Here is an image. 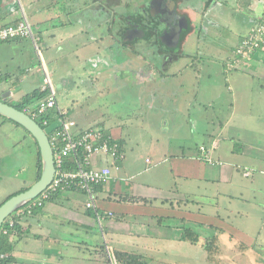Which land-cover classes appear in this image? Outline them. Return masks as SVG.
<instances>
[{"label": "crops", "instance_id": "0c3cea01", "mask_svg": "<svg viewBox=\"0 0 264 264\" xmlns=\"http://www.w3.org/2000/svg\"><path fill=\"white\" fill-rule=\"evenodd\" d=\"M11 1L0 0L1 26L21 21L23 14L29 17V21L36 17L38 12L35 10L38 7L34 8L36 0H16L18 7L8 6V10L4 12L5 5L7 6ZM217 2L219 1L214 3V7ZM260 3L261 9L255 11L256 18L264 16L262 12L264 3L263 1ZM248 9L252 11L254 8L250 6ZM253 18L254 16L250 18V22H255ZM203 21L201 23L203 22L204 30L200 28L201 25L194 26L188 33V39L186 38L181 44V47L185 46L189 39L196 44L198 52H196L197 49L192 52L195 53V57H192L193 54L190 53L185 56L187 59H193V63L202 56L213 60L212 53L203 52L214 47L217 51L221 50L216 54L223 56L219 60L223 63L231 56L234 47L251 27L246 28L245 25L244 33L233 32L234 37L225 39L221 41L222 44L217 45L207 42L204 37L208 29V24L205 25V23L213 22V20H207L205 17ZM33 32L37 35L34 27ZM39 35L38 41L43 42L42 35ZM24 40L33 42L31 38H17L0 43L8 44V51L14 43ZM45 47L44 51L47 52L48 47ZM221 52L224 54L221 55ZM36 53L38 54L37 51ZM182 57L181 55L180 59L172 60L177 62L175 66L179 64L178 69L176 68V76L186 75L191 70H195L190 66L187 67L186 63L182 65L181 62L185 60ZM11 59V61L7 59L8 62L4 64L5 61L0 57V78H6L0 83V98H5L7 102H16L35 89L16 99L31 68L42 73V78L38 80L41 85L42 64L45 63L48 71L49 69L47 62L41 57L40 65L32 64L31 66H22L24 62L22 56L17 60L14 57ZM49 62H51L50 59ZM214 64L217 66L215 59ZM198 66L199 63L197 69ZM239 66L240 68L227 75V81L229 80L227 86L226 83L224 84L223 70L216 73V68L213 67V69L211 66L209 73L206 71L195 76L194 80L203 83L200 87L204 86L206 80L211 79H214L212 82L215 84L222 82L226 86L221 92H214L208 88L201 92L203 99L209 98L204 101H208L211 111H202L205 108L203 104L200 105L201 102L204 103L203 101L197 106H192L195 111L200 107L192 121V126L195 127L193 132L196 133L197 130L202 137L199 143L188 142L186 147L185 144H178L176 150L171 151L163 150L161 146L154 144V141L145 145L141 135L136 139L137 144L147 146L146 154L150 155L145 157V162L149 166L142 171L140 169L137 171V167L139 165L141 168L139 161L143 154L140 152L132 154V146L131 150H126L124 136L128 137V135L127 132L123 133L119 125L106 127L103 123L105 119L100 117L96 123L82 127L104 129L118 140L124 154L117 169L113 171V178L94 188L98 217L93 210L86 207L88 197L79 189L54 195L43 206L32 208L31 213L25 212L19 217H14L13 222L21 223L22 233L18 237L9 235L8 241L13 245L10 255L14 259L12 264H112V261L113 264H122L116 258L117 252L137 255L142 259L141 264H180L179 258L176 260L172 258L171 253L174 252L198 253L201 251L204 258L209 260L213 257V255L209 256L210 251L197 245L200 238L203 239L204 236H216L215 243L219 244L220 248L217 251L212 248L211 251L224 254L221 264H225L228 260L224 252L228 250H225L224 244H220L229 236L243 241V238L246 239L247 232L244 231V225L236 220L227 222L221 214L213 213L218 211V205L210 200L203 201V197L209 196L210 199L218 195V190L225 189V177L230 165L248 163L264 167V46L255 52L251 62H242ZM189 79L191 80V77ZM40 84L37 88L41 86ZM198 92L200 93V90ZM177 99L174 101L179 105ZM160 109L163 107L161 106ZM172 109V113L183 114L180 106L173 104ZM176 116L175 114L169 117L165 124L171 125ZM131 118L133 117L127 120ZM147 127H151L150 122H147ZM201 144L205 146V152L199 150ZM151 155L155 156L154 161ZM231 156L235 158L237 156L243 161L228 159ZM208 159H212L213 163L207 161ZM38 163L39 156H37L35 181H37L39 170ZM148 170L151 171L149 176L141 175ZM120 172L122 174H119ZM221 184L224 186H220ZM82 194L83 200L78 198ZM221 198L225 197L221 196ZM233 215L241 219L243 213L236 211ZM7 225H9L8 222ZM182 235H185V239H182ZM194 239L197 240L194 242ZM207 263L203 262V264Z\"/></svg>", "mask_w": 264, "mask_h": 264}, {"label": "rangeland", "instance_id": "374dc122", "mask_svg": "<svg viewBox=\"0 0 264 264\" xmlns=\"http://www.w3.org/2000/svg\"><path fill=\"white\" fill-rule=\"evenodd\" d=\"M215 1L219 2H217V5L215 4L214 7L213 2ZM261 1L264 3V0H214L212 3L209 2V5L212 4L211 8H209L204 15L202 11L206 9L202 5L203 1L200 2L199 0L197 2V8L195 9L197 18L194 26L201 25L200 28L204 30V25L202 23L205 17L207 20H213V22L205 23V25L208 24V29H206L204 37H206L209 43L211 42L217 45L222 44L221 41L225 39L228 40L230 37L235 36L233 32L244 33V29L253 26L255 23L259 22V20L260 23H264V16L257 17L258 19H256L255 13L256 10L259 11L261 9ZM204 3H206V0ZM249 5L254 8L252 11L248 9ZM8 6L10 8H15L18 7V4L16 0H12L7 6L5 5L4 12L8 10ZM45 6L41 14H38L34 19L31 18L30 22L33 24V27L35 25L34 23H36L37 26V22L42 19V21H45L49 18H55L58 15L55 12L51 15L47 13ZM35 7L37 6L34 5V8ZM244 10H246V12H244ZM47 11H49L48 8ZM27 12H29V10H27ZM189 13L195 18L194 12ZM251 14L254 16L253 19H256L255 22H250V18L252 17L250 16ZM23 15V17L27 18L25 14ZM59 16L61 19L64 17L63 14ZM88 17L89 15H86L84 19L86 20ZM27 19L29 21V17ZM32 21L34 23H32ZM201 21L203 22L201 23ZM245 25L246 28H244ZM64 33L65 31L62 32L60 30L58 32L57 29L50 30L45 28L42 30L41 34V37H43L41 40H43V42L38 41L40 35L39 31H37V35L34 34L35 38H31L33 42H31V40H24L17 44L14 43V45L9 47L8 51V44L0 43V57L5 61V64L8 62L7 59L11 61V58L14 57L17 60L22 56L24 58L22 66H31L32 64L40 65V57L41 59L43 58V60L47 62L49 69L47 72L51 75L55 84L57 98L60 104L68 108L71 116L75 118L79 127H84L91 123L94 124L96 121L100 120V117H103L105 119L103 123L106 127L117 124L123 130V133L127 132L126 134L128 137L124 136L126 150H131L132 146V154H134V152L143 154L139 161L141 168L138 165L137 171L139 169L142 171L148 168L149 164L145 162V157L150 156L146 154L147 146L136 143V139L140 137V135L144 143H146L145 145L154 141V144L158 145V147L161 146L163 150L167 149L171 151H175L178 144H185L186 147L188 142L196 144L201 141L202 137L197 130L196 133L193 132L195 127L192 126L193 118L195 117L196 111L200 110V107L198 109L196 108L197 110L195 111V108H192V102L195 101L196 104H199L203 101L204 103L202 104L207 107L208 101H204V99L209 98L203 99L201 92L207 88L214 92H221L226 86H224L225 82L224 84H222V82L221 84H215L212 82L214 79H211L206 80L204 86L200 87V85H203V83H201L202 81L200 84L198 80L194 79L198 73L203 74L206 71V73H209L210 66L216 68V73L223 70V65L219 61L223 56L220 57V55L216 54L221 50L217 51V48L214 47L203 52L212 53L217 66L214 64V59L211 60L209 58H203L202 56L195 62L198 64L199 61V68H194V60L185 57L189 53L193 54L192 52L197 49L196 44L192 43L191 39H189L187 44L185 43V46H182L178 52L179 54L181 53L183 56L182 58L186 60V62H184L185 60L181 62L182 65L186 63L187 67L190 66L195 70L197 69L198 72L191 70L192 72L190 71V73L186 75H175L177 74L176 68L178 69L179 66V64L175 66L177 62H172L167 68L162 70V73H158L156 69L152 68L151 70L150 67H147L148 62L142 61L141 58L138 59L128 56L125 53L119 54V58L117 59H120L119 64H117L120 68L116 70L113 68L114 70H111L104 62L103 56L97 52L96 47H98V44L96 45L94 40L84 39L87 41L84 45V40L80 39V37L77 38L78 35L73 33L74 39L67 42L63 39L65 43H61L59 40L63 37L62 35ZM91 33H93V31ZM198 33L201 35L200 32ZM52 34H55V37L59 34L57 37L59 40L51 41L49 35ZM36 39L39 46L38 51L34 47V41ZM45 46L48 47L47 52L44 51L46 49ZM198 47L202 48L203 46ZM220 47L222 46L220 45ZM36 51L40 56H38ZM196 52H198V49ZM203 53H201V55ZM194 54L192 57H195ZM223 54L224 52H221V55ZM88 55H98V57L102 59V62H95L93 60L91 61V58H84ZM127 58L130 59L127 61ZM49 59L51 62H49ZM89 59L90 61H88ZM93 62L95 63L93 64ZM153 70L157 73L153 72ZM29 73L28 78L25 79L22 85L23 88H21L16 95L17 100L20 96L24 95V93L29 92L33 88L36 89L40 84L38 80L40 77L42 78V73L37 72L33 67ZM156 77L161 78L159 79ZM189 77H191V80ZM59 84L61 85L60 88L58 87ZM199 90L200 93L198 92ZM175 98H178L177 102L179 105L174 101ZM18 101H12L11 104L15 106L19 103ZM173 104L177 107L180 106L183 114L172 113ZM161 106L163 109H160ZM190 107L191 109L188 110ZM208 111H211L210 107H208ZM175 114L177 115L176 119L171 123L169 131L164 130L162 126L160 127V124H163L165 120ZM2 117L3 116H0V205L11 196L33 185L36 179L38 156V147L33 137L22 126ZM129 117L133 118L127 120ZM161 119L164 121L160 122ZM147 122H150V128L147 127ZM249 126L258 127L256 125ZM47 129L48 127H46V130ZM204 147L205 146L202 144L199 145V150L202 151ZM151 156L154 161L155 156ZM228 159L243 161L237 158V156L236 158L231 156V158ZM127 164L126 166L128 167ZM115 170L116 169L113 168V171ZM150 170L141 175L149 176L151 174ZM261 170L264 171V167H262ZM261 170L254 173L256 180L259 181L255 182L256 185H254L253 196L252 193L244 192L243 198L245 200H234L236 204L233 203L227 207L242 212L243 216H241V219L236 218L230 211L223 210L222 207L218 209L217 212H213L221 214L227 222L228 220H236L243 224L244 231L247 232L246 239L243 238V241L240 238L229 236L226 238V241L220 244H224L225 250H228L224 252L227 254L226 259L228 260L225 264H264V173L261 172ZM119 174H122V172ZM237 174V177L233 178L235 186L230 188V191L235 194L243 192L244 190L239 189V186H245L244 184L251 180V178L249 180L241 178V176H246L247 174V171L243 170V168L240 169V174ZM82 197H84L83 194L78 196L79 199L83 200ZM208 197L209 196H204L203 201L210 200L212 203L216 202L214 197L210 199ZM260 215L263 218L261 223L259 219ZM258 228V233L255 236V232ZM215 242L216 236H204L203 239L200 238L199 242H197V245L210 251L209 256L213 255L209 260L204 258L201 251L198 253L174 252L171 253V256L175 260L179 258L180 264H203L205 261L208 262L207 264H221L224 254L212 253L211 251L212 248H215V251L220 248L219 244ZM169 251H171V249H169Z\"/></svg>", "mask_w": 264, "mask_h": 264}, {"label": "flooded vegetation", "instance_id": "af4514ba", "mask_svg": "<svg viewBox=\"0 0 264 264\" xmlns=\"http://www.w3.org/2000/svg\"><path fill=\"white\" fill-rule=\"evenodd\" d=\"M198 1L36 0L34 2L38 7H35L38 11L36 16L43 12L45 4L47 13L51 15L55 12L58 15L45 21L40 20L37 26L34 23V29L39 31V34H42L45 28L57 29L58 32L65 31L60 40L57 38L59 34L56 37L55 34L49 35L51 41L58 39L61 43H65L63 39L66 42L74 39L73 33L78 35L77 38L94 40L96 45L98 44L97 52L103 56L104 62L111 70L120 68L117 65L120 59H117L119 54L125 53L131 57L141 58L142 61L148 62L147 67L151 70L153 68L162 73L173 59L180 57L181 53L179 54L178 50L182 48L181 44L186 40L188 33L193 30L196 20L189 12L197 13L195 9ZM202 1L206 9L202 11L204 13L211 8L212 4L209 5V2L212 3L214 0H206V3L205 0H200ZM60 14L64 15L62 19ZM86 15L89 17L85 20ZM85 40L84 45L87 42ZM84 58L102 62L98 55H88ZM129 59L127 58V61Z\"/></svg>", "mask_w": 264, "mask_h": 264}, {"label": "built area", "instance_id": "2783aa9c", "mask_svg": "<svg viewBox=\"0 0 264 264\" xmlns=\"http://www.w3.org/2000/svg\"><path fill=\"white\" fill-rule=\"evenodd\" d=\"M17 38H35L33 26L25 17L15 24L0 25V42ZM34 42L38 51L37 39ZM263 46L264 23L257 22L234 48V57L228 61V68L232 69L241 60L251 58ZM41 70L44 75L39 89L46 92V96L26 105L23 111L45 131L53 153L55 174L38 197L5 220L10 226L14 224V217L25 212L31 213L32 208L43 206L53 195L74 189L85 193L88 197L86 207L98 217L94 188L113 178V168L117 169L119 161L124 157L121 144L110 133L99 127L78 126L68 108L60 104L45 63ZM202 152H205V147ZM207 161L212 163V159ZM3 232L6 233L7 229H3ZM0 257L3 259L6 255Z\"/></svg>", "mask_w": 264, "mask_h": 264}, {"label": "water", "instance_id": "95a60500", "mask_svg": "<svg viewBox=\"0 0 264 264\" xmlns=\"http://www.w3.org/2000/svg\"><path fill=\"white\" fill-rule=\"evenodd\" d=\"M262 12L264 13V9ZM153 72L155 71L153 70ZM158 78L160 79L161 77H158ZM58 87L60 88L61 85L59 84ZM189 109H191V107ZM0 115L22 126L35 139L38 149H39L40 158H41V174H40L39 179L35 181L33 185L30 186L28 189L11 196L10 198H8L6 201H4L0 205V230H1L2 224L8 217H10L14 212L19 210L23 206H25L30 201L34 200L36 197L39 196V194L43 190L46 189V187L50 184L55 174V163H54L53 153L50 147L48 137L45 131L43 130V128L40 126V124L37 121H35L26 112L19 110L15 108L14 106L10 105L6 101L5 98L3 99L0 98ZM161 121H164V120L161 119L160 122ZM165 123H166V120L163 122V124H160V125H163L162 127L164 130L169 131L170 130L169 127L171 125H166ZM229 168L230 169L227 171V175L225 177V189L220 190V191L218 190L219 193L217 196H214V199L216 200L215 203L218 205L219 209H221L222 207L223 210H227V211L233 212V214H236V211L233 208H227V207L230 204L235 203L234 200H239V201L245 200L243 198L244 192L252 193V196H253L254 185H256L255 182L259 181V180H256L254 173L260 171L261 167L256 164L250 165L247 163L243 165H238L236 163V164L230 165ZM242 168L243 170L247 171V174L246 176H241V178L247 179V180L251 178V180L246 182L244 184L245 186H239V189L244 190L243 192L235 194L232 191H230V188L235 186V181L233 178L237 177L238 175L237 173L240 174V169ZM261 172L264 173L263 170H261ZM220 186H224V185L221 184ZM221 196L225 198H221ZM259 219L261 223L262 222L261 220L263 219L261 215L259 216ZM258 230L259 228L255 232V236L258 233Z\"/></svg>", "mask_w": 264, "mask_h": 264}, {"label": "trees", "instance_id": "16d2710c", "mask_svg": "<svg viewBox=\"0 0 264 264\" xmlns=\"http://www.w3.org/2000/svg\"><path fill=\"white\" fill-rule=\"evenodd\" d=\"M260 22V20H259ZM241 41V40H240ZM239 41V42H240ZM239 44V43H238ZM237 44V45H238ZM236 47V46H235ZM234 47V48H235ZM234 50V49H233ZM231 52V56L229 58H227L223 63V76H224V81L226 83V86L228 85V82L229 80L227 81V75L229 74V72H232L238 68H240V64H242V62H251V59L253 57V54L251 56V58L249 59H245V60H241V62L238 63V65L236 67H233L232 69H229L228 66H227V63L229 60L233 59L234 57V52ZM232 61V60H231ZM199 63V61H198ZM194 65V68H197V63H193ZM197 70V69H196ZM6 78H0V83L2 81H4ZM46 96V92H42L40 91L39 88L37 89H34L32 93L30 94H26L24 95L21 99H20V102L17 104V105H13L11 104L12 102H9L10 105L14 106L15 108L19 109V110H24L25 106L36 101L37 99H40L42 97ZM193 106L197 104L195 103V101H193ZM202 105V102L201 104ZM205 108L202 110V111H206L208 110V106L206 107L205 105H203ZM207 108V109H206ZM201 109H202V106H201ZM212 110V109H211ZM1 116V115H0ZM3 118V117H2ZM5 119V118H4ZM34 139V138H33ZM34 142L35 144L37 145L35 139H34ZM38 156H39V163H38V175H37V180L39 179L40 177V174H41V158H40V153L38 151ZM23 191V190H22ZM54 197V195L50 198L52 199ZM49 199V200H50ZM48 201V200H47ZM39 208V207H38ZM21 223L19 222H14V224L12 226H9L7 225V222L4 221V223L2 224V227H1V230H0V256L1 255H6V257H4L3 259L0 257V264H2L3 262L6 263V264H12V262L14 261L13 257H11V253H12V250H13V245L8 241L9 239V235H14L15 237H18L22 231H21ZM7 228V233L8 234H5L3 232V229H6ZM189 231V230H188ZM182 239H185V235H182ZM197 239H194L193 241L195 242ZM116 258L118 259L119 262H121L122 264H141V258L138 257L137 255H131V254H127V253H120V252H117L116 253Z\"/></svg>", "mask_w": 264, "mask_h": 264}, {"label": "clouds", "instance_id": "9594fccd", "mask_svg": "<svg viewBox=\"0 0 264 264\" xmlns=\"http://www.w3.org/2000/svg\"><path fill=\"white\" fill-rule=\"evenodd\" d=\"M212 163H213V160H212Z\"/></svg>", "mask_w": 264, "mask_h": 264}]
</instances>
